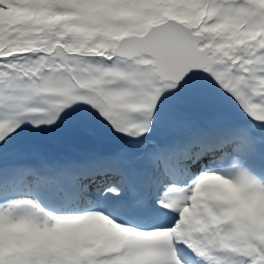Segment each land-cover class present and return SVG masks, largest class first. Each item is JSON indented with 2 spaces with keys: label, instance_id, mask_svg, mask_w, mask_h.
I'll list each match as a JSON object with an SVG mask.
<instances>
[{
  "label": "snow or ice",
  "instance_id": "1",
  "mask_svg": "<svg viewBox=\"0 0 264 264\" xmlns=\"http://www.w3.org/2000/svg\"><path fill=\"white\" fill-rule=\"evenodd\" d=\"M0 264H264V0H0Z\"/></svg>",
  "mask_w": 264,
  "mask_h": 264
}]
</instances>
